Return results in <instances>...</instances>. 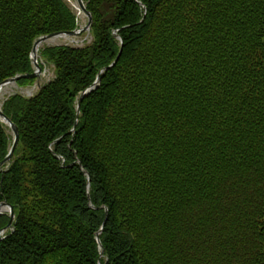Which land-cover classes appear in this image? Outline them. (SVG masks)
<instances>
[{
  "label": "trees",
  "instance_id": "16d2710c",
  "mask_svg": "<svg viewBox=\"0 0 264 264\" xmlns=\"http://www.w3.org/2000/svg\"><path fill=\"white\" fill-rule=\"evenodd\" d=\"M84 1L90 43L42 46L53 78L1 105L0 264H264V0ZM77 23L0 0V84Z\"/></svg>",
  "mask_w": 264,
  "mask_h": 264
},
{
  "label": "water",
  "instance_id": "95a60500",
  "mask_svg": "<svg viewBox=\"0 0 264 264\" xmlns=\"http://www.w3.org/2000/svg\"><path fill=\"white\" fill-rule=\"evenodd\" d=\"M81 10L85 13L86 17H87V23L85 24V26L83 28H80L78 30H72V31H65V32H56V33H50V34H47V35H43V36H40L34 43L33 47H32V50H31V60H32V64H33V72L31 74H24V75H18V76H15V77H12V78H9L5 81H3L1 84H0V90L3 86L5 85H8V84H15L16 81L20 78H32V79H37L38 81L40 80V73H41V68H40V65H39V62H38V55H37V51H38V46L39 44L41 43H44L45 41H47L48 39L50 38H54V37H58V36H74V35H78L79 33L81 32H84V31H89L90 28H91V24H92V17L90 15V13L86 10V7L83 3V0H77ZM114 36L116 38H118L119 40L120 37L116 34V32H114ZM120 54V53H119ZM118 54V56H119ZM117 56V58H118ZM116 58V59H117ZM116 62V60L108 66L111 67L114 63ZM106 68V69H108ZM99 81V76H97L96 78V81L92 84V86H90L89 88H87L86 90H84L79 98H78V102H77V108H76V114H77V117L80 113V102L82 100V98L88 94L98 83ZM0 119L5 123L7 124L9 127H10V130H11V134H12V137H13V141H12V144L10 146V149H9V152L8 154L5 156V158L3 160L0 161V169L2 168L3 165L5 164H8L9 161L11 160L12 156H13V153H14V150L18 144V140H19V133H18V128L16 127L15 124H13L2 112L1 108H0ZM76 123V122H75ZM4 210H7L9 212V221H8V224L6 225V227H4L3 229L0 230V239H1V235L9 228L12 227L13 225V220H14V212H13V207L10 206L9 204H7L6 202H2L0 203V213L3 212ZM106 215H107V211H106ZM106 221V216H105V219L103 221V224L105 223ZM102 230V227L100 229V231H98L96 233V240L97 242L100 244V240H99V233L101 232Z\"/></svg>",
  "mask_w": 264,
  "mask_h": 264
},
{
  "label": "rangeland",
  "instance_id": "374dc122",
  "mask_svg": "<svg viewBox=\"0 0 264 264\" xmlns=\"http://www.w3.org/2000/svg\"><path fill=\"white\" fill-rule=\"evenodd\" d=\"M68 3L70 4V0H67ZM72 2V1H71ZM71 5V4H70ZM72 6V5H71ZM73 7V6H72ZM78 17V23L79 26H83L85 24V16L82 14H77ZM74 40V43H71V41ZM91 37L88 36V33L85 32L79 36L74 37V39H69V38H56L53 43H48L45 41L42 45L43 46H54L58 44H75V45H82L83 43H90ZM53 78V67L51 65L45 64L43 66L42 72L40 73V80L34 81L31 84H26V85H17V84H8L5 85L0 92V104L6 97L13 95V94H18L24 97H31L41 85L44 83L50 81Z\"/></svg>",
  "mask_w": 264,
  "mask_h": 264
},
{
  "label": "bare ground",
  "instance_id": "6f19581e",
  "mask_svg": "<svg viewBox=\"0 0 264 264\" xmlns=\"http://www.w3.org/2000/svg\"><path fill=\"white\" fill-rule=\"evenodd\" d=\"M56 38H57V37H54V38H52V39H48L47 42H48V43H53V42L55 41ZM74 42H75L74 40L71 41V43H74ZM71 43H69L68 45H69V46H80V44H79V45H78V44L75 45V44H71ZM41 44H42V43H41ZM41 44H39V46H40ZM39 46H38V47H39ZM31 73H32V72H31ZM31 73H29V74H31ZM30 79H31V78H30ZM12 85H13V84H12ZM1 91H2V89H1Z\"/></svg>",
  "mask_w": 264,
  "mask_h": 264
}]
</instances>
